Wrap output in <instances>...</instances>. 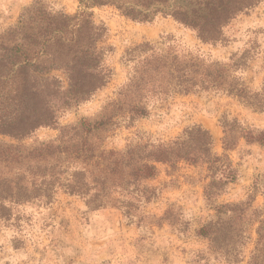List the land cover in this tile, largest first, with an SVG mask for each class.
Masks as SVG:
<instances>
[{
  "label": "rangeland",
  "instance_id": "1",
  "mask_svg": "<svg viewBox=\"0 0 264 264\" xmlns=\"http://www.w3.org/2000/svg\"><path fill=\"white\" fill-rule=\"evenodd\" d=\"M35 1L0 0V32L15 25ZM43 1L53 10L70 14L85 8L81 0ZM87 10L109 29L104 43L111 46L105 58L111 69L109 81L89 100L60 109L58 125L41 127L19 140L0 136V141L32 147L55 140L60 126L114 114L113 102L121 87L141 71L143 60L152 52L191 62L196 69L226 67L231 79L251 90H260L263 85L264 0L226 24L223 40L215 44L203 43L194 30L163 13L144 22L124 15L111 4ZM55 74L63 78L61 71ZM164 79L155 76L156 92L145 95L150 112L147 117H115L94 140L107 149H144L173 141L198 124L211 132L213 151L221 154L225 116L264 130V110L247 106L221 89L185 94L172 85L168 91ZM229 154L239 171L238 179L213 201L205 196L210 181L207 164L181 161L176 167L158 164L156 178L129 184L123 191L116 189L105 205L97 208L87 203L88 197L71 194L64 187L73 173L85 170L81 162L64 157L21 164L0 161V182H17L33 190L50 185L54 176L58 178L51 187V199L37 196L20 201L9 194L4 200L7 211L0 219V264H247L256 223L247 225L251 238L241 248L244 260L236 263L230 262L226 250L214 248L211 234L199 233L216 219L215 204L243 202L254 194V206L264 212V147L242 139ZM86 178L91 182L89 174ZM255 183L260 186L258 192ZM144 185L155 188L150 200L141 195Z\"/></svg>",
  "mask_w": 264,
  "mask_h": 264
},
{
  "label": "trees",
  "instance_id": "2",
  "mask_svg": "<svg viewBox=\"0 0 264 264\" xmlns=\"http://www.w3.org/2000/svg\"><path fill=\"white\" fill-rule=\"evenodd\" d=\"M261 1L81 0L85 8L74 14L53 10L43 0L35 1L15 25L0 32V136L19 140L41 127L56 126L60 109L89 100L107 84L111 69L105 65V58L111 46L104 43L109 29L104 23H97L93 12L87 8L111 4L124 15L144 22L163 13L194 30L203 43L215 44L223 40L226 24ZM194 66L197 67L191 62H180L175 56L169 58L152 52L143 60L141 71L121 87L119 98L113 102L114 114L96 120L82 118L76 124L60 126L55 140L32 147L0 141V161L21 164L26 160L43 162L64 157L81 162L85 170L73 173L64 187L71 194L88 197L87 203L95 208L105 205L116 189L123 191L129 184L156 178L158 164L176 167L181 161L205 163L210 178L205 196L213 201L239 176L229 152L235 150L242 139L264 147L263 129L249 126L237 117L225 116L221 154L213 151L211 132L198 124L188 127L183 136L173 141L144 149L139 146L107 149L94 140L115 117L150 114L144 99L148 91L156 92L153 79L157 75L165 78L168 91L172 85L185 94L221 89L247 106L264 110V82L260 90H251L235 78L231 79L226 67L215 65L211 70H202ZM58 71L63 78L55 74ZM148 85L151 86L148 88ZM128 97H132L131 100ZM53 179L45 188L33 190L17 182H0V219L6 214L4 200L9 194L20 201L37 196L51 199V187L58 178ZM254 188L258 192L260 186L255 183ZM141 195L150 200L155 188L144 185ZM255 200L256 195L252 194L243 202L215 204L216 219L211 221V227L205 225L199 231L201 235L211 234L214 248L226 250L232 263L244 260L241 248L251 238L247 225L256 223L254 248L247 264H264V212L254 206Z\"/></svg>",
  "mask_w": 264,
  "mask_h": 264
}]
</instances>
